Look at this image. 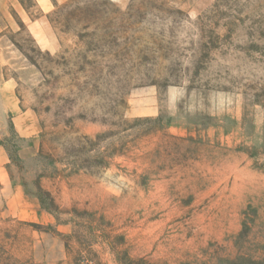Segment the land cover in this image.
<instances>
[{
  "label": "rangeland",
  "instance_id": "obj_1",
  "mask_svg": "<svg viewBox=\"0 0 264 264\" xmlns=\"http://www.w3.org/2000/svg\"><path fill=\"white\" fill-rule=\"evenodd\" d=\"M9 101L0 264H264V0H0Z\"/></svg>",
  "mask_w": 264,
  "mask_h": 264
},
{
  "label": "crops",
  "instance_id": "obj_2",
  "mask_svg": "<svg viewBox=\"0 0 264 264\" xmlns=\"http://www.w3.org/2000/svg\"><path fill=\"white\" fill-rule=\"evenodd\" d=\"M40 5H42L44 8H47L51 0H37ZM14 111V104L12 101L7 102V104H4L2 106V109L0 110V118L2 120L6 119V116L11 112ZM3 122V121H2Z\"/></svg>",
  "mask_w": 264,
  "mask_h": 264
}]
</instances>
